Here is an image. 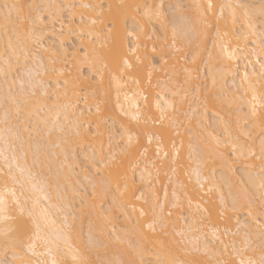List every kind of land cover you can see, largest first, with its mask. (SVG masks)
Segmentation results:
<instances>
[{"label":"bare ground","instance_id":"6f19581e","mask_svg":"<svg viewBox=\"0 0 264 264\" xmlns=\"http://www.w3.org/2000/svg\"><path fill=\"white\" fill-rule=\"evenodd\" d=\"M6 3L20 6V19L17 22L16 14L13 13L9 27L5 28L3 13L7 9H0V69L8 73L5 76L0 72V135H4L8 141L6 143L5 139H0V149H3L10 158L15 154L16 161L10 162L13 163L12 173L19 183H14L7 175L8 165L0 158V189L5 186V183L9 188L16 189L17 198L25 211L22 220L18 208L11 214L16 217V221L25 223L28 231L26 234L14 231L6 237L3 234L4 230L9 225L18 228V224L16 221H10L9 225L0 223V261L4 264H35L37 260L47 259L51 264V257L47 256L46 246L42 243L37 242L35 249L37 255H33L27 249V244L30 242L29 237L35 233V223H40L43 229L42 235L46 237L50 235L53 240L60 237L56 241L59 251L56 250V244L50 245L53 248V256L63 264H76L72 256L78 255L83 259L86 253H82L81 245L85 247L89 245L87 244L88 237L82 240L84 242L80 241L78 226H73L71 230L67 229L65 216H67V222L72 223L79 209L77 206H81L86 201L88 212L84 211L87 214H92L94 218L98 216L100 218L103 214L102 219H108L110 222L108 220L107 222L111 223L110 231L113 232H107L108 223L105 221L106 225H101L102 230L100 227V229L97 228V232L102 231L107 237L111 233L109 239L105 235L106 238L100 235V238L102 236V239H105L102 240L103 243L106 239L112 242L115 239L121 242V245L122 241L127 243V240H130L127 230L130 228L127 230L125 228L134 224L132 229H134L135 239L133 241L135 242L131 241V244L136 246L138 252L143 253L136 255L135 259L144 255L150 258L152 264H172V261H176L177 264L180 262L223 264L224 261L231 260H236L238 264L240 257L233 253V242L241 247L240 241L245 231L252 233L259 231L253 218H260L259 205L255 204L257 200L254 194L261 195L262 191L259 187L261 162L255 163L257 166L253 163L258 161H254V157H259L260 140L264 138L262 136L264 107L261 106L264 101L260 100L261 94H264V75H262L264 69H261V64L264 63V51H262L264 44L261 43L264 40V15H261L264 0H260L256 6H252L253 1L249 0H0V5ZM165 3L170 4L167 9L173 11L170 14L172 18L175 14H180L185 18V23L175 38L173 25L168 22L172 20L171 16L169 20L166 17ZM209 4H211L210 8ZM154 6H159V11L163 14L162 21L145 16L143 19L148 22L144 25V31L140 34L139 40L135 35H127L133 32V18L141 19V14ZM64 11L67 16L66 21L62 19ZM92 21L96 23L93 24ZM156 25L158 28H155ZM108 28H112L113 32L105 40ZM125 36H127L126 39ZM37 39L39 43L36 42ZM114 39L119 45V57L128 60L132 65L131 69L126 68L122 59L117 57L113 45ZM174 39L175 45L173 46ZM68 44H71L70 49H68ZM177 49L190 50L191 54L181 62L176 52ZM203 51H205V60H207V89L209 87V91L204 92L202 97L203 92L197 85V79L201 77L197 65L199 55ZM9 58L20 64L21 74L18 76L14 77L10 73ZM65 60L67 64L64 63ZM83 68L86 69L85 73ZM29 72L32 73V83L36 85L34 88L29 83L27 75ZM40 81L43 82L42 86L38 83ZM22 82L24 95L35 92L34 98L29 97L34 99L35 103L23 105L25 111L22 110V112L26 115L22 114L20 117V114L17 120V117L15 119L13 116L16 115L13 113L17 111V105L7 99V94L9 85H12L11 94L21 96ZM80 92L83 94L81 96L83 99L89 96L88 99L93 102L87 104L78 101ZM253 95L257 96L256 101H253ZM210 96L217 98L218 102L214 103L213 99L209 98ZM224 97L229 98V101ZM221 98L226 100L223 102H227V105L234 102L232 103L234 110H230L238 112V114L234 113L240 117L234 118L237 124L243 119L249 120L247 126L243 125L244 122L238 125L237 132L249 138L256 133L253 142L249 141L253 138L248 140L251 143L246 140L247 143L239 142L238 139L241 138L236 136L238 134L236 131L234 135L237 138L233 135L231 120H226L223 117L224 114L222 116L217 112L216 105H221ZM253 103L256 104L255 116L252 115ZM198 106L201 107L198 108ZM161 109H163L164 119H161ZM206 109H210L220 133L215 132V134L214 131H210L202 122L205 119ZM6 110L9 113L7 124L5 123ZM178 111L187 114L184 120L197 115L193 122H189V129L186 130L183 125L179 127L180 123L176 116ZM148 114H153L156 118L151 119ZM141 115H147L148 117H145L148 118L147 121L143 118L144 122H142ZM28 116L33 122L30 126L27 122V120L30 121ZM106 116H109L111 124V128L109 126L108 129L103 126ZM133 117L138 118L133 119ZM112 124L118 127V136L122 137L121 146H110L111 140L118 137L115 133L110 134L115 127ZM176 125L179 128L175 127ZM234 125L236 126L235 123ZM195 127L207 135L210 143H214L215 146L218 144L221 149L216 151L214 145L211 144L213 145L211 150L206 151L203 149L202 141L195 137L193 145H190L186 151L188 152L187 158L191 161L187 160L188 163L190 162L187 163L188 166L184 164L187 166L186 175H183L184 172L179 175L173 173L172 169L173 171L176 169L174 168L176 162L179 163L186 153H184L185 148L181 141H174L175 137L173 139L172 135L180 131L186 140V131L194 132ZM7 129H11V133H8ZM29 131H33L39 137H35L36 140L33 137L34 141H31ZM130 135L133 138L131 144L128 142ZM139 136L145 139L146 144L153 143L155 156L141 159V149L145 150L146 145H142L144 147H141L140 151L137 150L140 144L137 143L140 141ZM70 137L76 144L77 142L81 143L80 145L85 143L84 148L82 146L83 149L80 147L81 151H78L82 153L80 154L83 155L82 157L87 156L84 158L90 160V162L87 161L89 162L87 166H81L78 163L77 154L75 155L73 150L76 145L74 146ZM37 143L50 154L47 162L49 160L50 164L53 162L51 172L45 171L48 169L46 161L47 164L42 162L38 169L44 168L42 171L49 176L54 175L57 182L52 181L55 179L51 180L53 176L46 178L47 174L45 175L41 170L40 174V171L36 169L37 166L33 165L32 152L35 151ZM224 143H227L226 147ZM234 143L238 149L240 145H243V155L240 150H233ZM169 145L171 149L170 153H167L166 148ZM229 148L230 151L232 150L230 155L237 157L231 155L232 158L242 159L240 161L246 164L245 167L243 164L244 175L242 176L248 182L252 192L249 189L243 191L245 187L240 189L239 186V189L235 190L230 185L232 184L230 182H233L231 177L235 178L237 173L233 175L235 173V167L231 162L233 159H230L226 150ZM249 148L255 156L248 154ZM137 151L139 157H137ZM166 154H169L168 161L170 160L173 164L170 165L171 173H168L173 179L170 180V186L163 183L159 190L156 182L159 177V183L163 176L160 174L155 177L156 179L153 178L157 172L158 175L160 173L159 167L153 162L158 158H165ZM55 156H58V159ZM93 158H103L104 163L95 165L92 162ZM164 158L162 160L167 159ZM176 159L179 160L176 161ZM182 160L180 163L186 162V159ZM207 160L217 163L221 171H229L220 172V175L207 171ZM17 163L20 167L27 164L37 180H47L46 194L49 200L37 201L39 194L31 190L27 173L21 175L15 166ZM250 164L255 167L253 165L251 167ZM133 167H136L134 172ZM97 169L98 173L102 172L101 178L100 175L95 174L99 178L96 179L97 177L93 175L96 180H91V173H97L95 172ZM229 172L232 175L231 181ZM77 173L81 174L80 176L87 182L91 180L88 185L92 188V201L85 198L84 193L81 194L79 188L75 187L73 182L84 187V182L78 179ZM61 179L64 180V186ZM223 185L226 186L228 194H225ZM109 188H113L112 195L109 194L112 193L111 190L108 191ZM202 192L205 194L210 192L209 196L215 193L214 196L216 201H219V205L216 201L214 202L213 196L210 199L208 196L204 198L200 194ZM107 194L111 195L110 198L106 197ZM105 197L108 198V203L109 199L111 200L109 204L104 203L108 205L112 203L111 206H107L112 208L114 205V208L121 213L122 219H125L126 225H123L125 228L123 227L121 235H118L119 239H116L117 231H114L116 224L112 225L114 223L112 216L116 214H113L116 210L108 207H106L107 210L101 208L106 210L103 213L101 206H98L103 198L106 200ZM74 198L78 200L76 205ZM258 198L262 204L261 197ZM181 201L184 202L185 207L188 206V209L180 204ZM166 202L174 209L173 214L165 208ZM179 205L184 208L183 211L187 209L183 217L176 209ZM229 209L239 210V213L243 212L247 217L240 218L239 215L238 218V215L231 213ZM141 210H143V215H141ZM249 211L252 212V217L248 216ZM29 212L32 213L31 218L28 215ZM219 212H227L222 221L219 220ZM149 213L151 215H148ZM181 213L183 215V212ZM200 215L205 216L207 220ZM232 216L236 218L235 223L231 221ZM161 218L163 223L160 222ZM154 221V230H152L148 225L153 224ZM232 222L233 226H231ZM245 224L249 226L247 229L244 228ZM227 231L231 234H227ZM252 239L253 247H255V235ZM96 241L97 239L89 246L97 247L99 243ZM225 246H227L226 251ZM84 248L85 252L90 249V247L89 249ZM40 253L44 255H39ZM243 255L247 258L252 255V252L248 251ZM111 258V262L107 261L111 264L115 262L120 264V261L116 259L112 262L113 258ZM139 260V264H143Z\"/></svg>","mask_w":264,"mask_h":264},{"label":"rangeland","instance_id":"374dc122","mask_svg":"<svg viewBox=\"0 0 264 264\" xmlns=\"http://www.w3.org/2000/svg\"><path fill=\"white\" fill-rule=\"evenodd\" d=\"M243 1H246V0H243ZM248 1V0H247ZM249 1H253V5L252 6H256V3H258V2H260V0H249ZM183 3V2H182ZM255 3V4H254ZM164 7H165V9H167V8H169L170 7V4L169 3H165V5H164ZM3 10V9H2ZM170 10H168L167 9V11L165 12L166 13V17H167V20H169V18H170V16H171V18L170 19H172V15H170V14H172L173 13V11H170ZM62 19L64 20V21H66V19H67V16H66V12L64 11V13H63V16H62ZM169 22V21H168ZM14 27V26H13ZM12 27V28H13ZM155 28H158V26L156 25L155 26ZM11 28H9V30H10ZM14 29V28H13ZM158 30V29H157ZM3 32H4V30H2ZM12 33V32H11ZM13 34V33H12ZM70 47H71V44H68V49H70ZM5 50H7V48H5ZM176 52H177V55H179L180 56V61L181 62H183L184 61V59H186L187 58V56H189L190 54H191V52H190V50H184V51H182V49H177L176 50ZM204 52L205 51H203L202 52V54H200L199 55V62H198V65H197V68H198V72H199V75L201 76V77H199L198 79H197V85H199L198 87L199 88H201V91L203 92L202 93V97H203V94H205L204 92H206L207 93V91H209L208 89H209V87H208V89H207V86H208V82H207V79H208V77H207V73H206V69H207V60H205V55H204ZM13 59V58H12ZM9 60H10V58H9ZM14 60V59H13ZM9 61V62H11L10 63V73L12 74V76H18L19 74H21L20 72V70H21V67H20V64H18V63H16V61ZM64 63L65 64H67V61L65 60L64 61ZM20 69V70H19ZM84 70H83V72L85 73V68H83ZM66 71H68L67 69H65ZM202 74H203V77H202ZM1 76V75H0ZM167 77V76H166ZM2 78V77H1ZM14 80H15V78H14ZM199 82V83H198ZM14 88V87H13ZM205 89V90H204ZM83 94H82V92H80V95H79V98H78V101H82L83 103H87V104H91L93 101H90L89 99H88V97L89 96H87L86 98H82L81 96H82ZM213 96V95H212ZM212 96H210L209 98L210 99H213V101H214V103H216V102H218V101H216L217 100V98H212ZM201 97V98H202ZM215 97V96H214ZM217 97V96H216ZM225 98V97H224ZM220 99V101H221V105L219 106V105H216V108H217V112L218 113H220L222 116H223V114L226 116V117H228V118H226L225 116H223L226 120L227 119H229V121H230V124L232 125L233 124V127L231 128L232 130H231V132H233V135L238 131L237 129H238V125H242L243 124V122H244V124L243 125H245V126H247L248 125V119H243L241 122H238V124L235 122V119L237 118H240L239 117V115H234V113H236L237 111H233L234 110V105H232V103H234V102H232V103H229L228 105L226 104L227 102H223L225 99H228L227 101H229V98H225V99ZM193 101V100H192ZM226 101V100H225ZM234 101V100H233ZM235 101H237V100H235ZM81 103V102H80ZM99 103H100V101H99ZM189 103H191V101L189 102ZM235 104H236V102H235ZM233 107V108H231V106ZM236 106V105H235ZM238 106V105H237ZM201 106H198V108H200ZM24 108H25V106H24ZM23 108V105H22V107H20V114H21V116H20V114L19 115H17V111H15L13 114H16V115H13L14 117H15V119H16V117H17V120H18V118H20V117H22V114L23 113H25V112H22V110L23 111H25V109ZM229 108V109H228ZM236 108V107H235ZM238 108V107H237ZM230 109H233V110H230ZM228 110H229V112H228ZM143 112H145V111H143ZM226 112H228V114L226 113ZM146 113V112H145ZM144 113V114H145ZM230 113V114H229ZM143 114V113H142ZM236 114H238V112L236 113ZM24 115V114H23ZM26 115V114H25ZM24 115V116H25ZM149 116H150V118L151 119H155L156 118V116L155 115H153V114H148ZM230 115V116H229ZM232 115L234 116V117H232ZM20 116V117H19ZM142 116V118L141 119H145L146 121H147V119L148 118H145V117H148L147 115H141ZM176 116H177V118H178V122L180 123L179 124V127H182V125H183V128H186V130L187 129H189V126H188V124H189V122H193L194 120H195V118H197V115L195 116V115H192V117L191 118H189L188 120H184L185 119V117L187 116V114L186 113H184L183 111H178V113L176 114ZM108 117L109 116H106V118H104L105 119V122H103V126H105L107 129L109 128V126H110V128H111V124H110V120L108 119ZM199 117V116H198ZM27 118H31L30 116H28ZM235 118V119H234ZM14 118H13V120H15ZM32 119V118H31ZM30 119V121H28L27 120V122H28V125L30 126L31 125V123H33V122H31L32 120ZM104 119H103V121H104ZM144 119H143V121L142 122H144ZM242 119V118H241ZM106 120H108V121H106ZM204 120V121H203ZM202 120V122L203 123H205L204 125H207V127H208V129L211 131L212 130V132L214 131V133L216 132L217 134L218 133H220V131L219 130H217L218 128L216 127V120H215V122H214V120H213V115H212V113L210 112V109H206V111H205V119H203ZM233 120V121H232ZM246 120V121H245ZM145 121V122H146ZM107 122V123H106ZM30 123V124H29ZM106 125H105V124ZM149 122H147V124H148ZM234 123L236 124V126L234 125ZM115 124V123H114ZM114 124H112V126L114 125ZM141 124H144V123H141ZM146 124V123H145ZM214 124V125H213ZM116 125V124H115ZM114 125V126H115ZM178 125V124H177ZM177 125L175 126V127H177ZM235 126V127H234ZM179 127H177V128H179ZM236 130H235V129ZM195 129H196V131H192V132H188V131H186V140H184V138H183V136H182V134L180 133V131H179V133L178 132H176V133H174L173 135H172V137H173V139H174V137H175V139H174V141H178V140H180L181 141V144L184 146V148H185V152L184 153H186V151H188V149H189V146L190 145H193V141H194V139H195V137H198L201 141H202V146H203V149H205L206 151H209V149L211 148V147H213V145H214V149L217 151L218 149H221V146H219L218 144H216V146H215V144L214 143H210V141H209V139H208V137H207V135L205 134V133H203V132H201V130H199V129H197L196 127H195ZM207 129V128H206ZM246 129V128H245ZM244 129V130H245ZM110 130V129H109ZM113 132L111 131L110 132V134L112 135V133H115L117 136L119 135V130H118V127L117 126H115V127H113ZM221 130V129H220ZM246 130H249V128L248 129H246ZM41 131V130H40ZM236 131V132H235ZM182 132V131H181ZM202 133V134H201ZM215 133V134H216ZM238 133V132H237ZM238 134H240V133H238ZM236 135L238 138H239V136H240V138L241 139H238V141L240 142V141H244V142H248V143H251V142H249V141H252L253 142V140H254V138H255V136L257 135L256 133H255V135L252 137V135H251V138H253V139H251V138H249V136L247 137H245V135L244 136H242V134H240V135ZM29 135L31 136H28V137H30L29 139H32L33 137H34V139H35V137H39V136H36L34 133H33V131L32 132H30L29 131ZM202 135V136H201ZM222 135H220V137H221ZM235 136V135H234ZM235 136V137H236ZM140 137V136H139ZM178 137V138H177ZM236 137V138H237ZM243 137V138H242ZM71 138V137H70ZM37 139V138H36ZM35 139V140H36ZM72 140H73V138H71ZM172 139V140H173ZM249 139H251V140H249ZM72 140H70V142L72 141ZM121 140H122V137L121 136H118V137H115V140L113 139V141L111 140V144H110V146H121L122 145V142H121ZM235 140H237V139H235ZM246 140V141H245ZM249 140V141H248ZM31 141H34L33 139L31 140ZM76 141V140H75ZM138 141V140H137ZM136 141V142H137ZM73 143H74V140L72 141ZM135 142V143H136ZM186 142V143H185ZM246 142V143H247ZM138 144H139V147H137V148H139V149H137L138 151H140V149H141V147H144V146H142V145H146L145 146V155L141 158V159H147V158H150V157H152V155H154L155 154V152H153L154 151V145H153V143L152 144H149L148 145V143L146 144V141H145V139L142 137H140V141H138L137 142ZM81 143H79V142H77V144L76 143H74V153H75V155L77 154V159L79 160H77L78 161V163L81 165V166H87V163H89L90 162V160L88 159V158H84V157H87V156H84V157H82L80 154H82L81 152L79 153V151H81V149H80V147L82 148V146H83V148H84V144L82 143V145H80ZM134 144V143H133ZM211 144H213V145H211ZM227 144V143H226ZM225 143L223 144V145H225L224 147H226L227 145H226ZM136 145V144H135ZM211 145V146H210ZM217 145H218V148H217ZM221 145V144H220ZM138 146V145H137ZM220 147V148H219ZM223 147V146H222ZM223 147V148H224ZM82 148V149H83ZM110 148V147H109ZM222 148V149H223ZM171 149V145H169L167 148H166V150H167V153H170V150ZM213 149V148H212ZM213 149V150H214ZM79 150V151H78ZM211 150V149H210ZM227 151V154H229L230 155V152L232 151H230V148L229 149H226ZM137 151V152H138ZM180 151H181V148H180ZM220 151V150H219ZM33 153V152H32ZM188 153V152H187ZM183 154L184 155V157L182 156V158H184V159H186L185 161L186 162H182V163H180L181 162V160H182V158H181V160H179V159H176V161H180L179 163L178 162H176L177 164H175V162L173 161V163L176 165V166H174V168H176V169H174V171H173V169H172V162L169 160L168 161V159L170 158H167L168 157V155L169 154H166V157L165 158H167V159H165L164 157V159L165 160H162L161 158H158V159H156V160H154V162H153V164H157V167H159L158 169H159V171H160V173H159V175H158V170H156V175L153 177L154 179H156L155 177H158V176H160V174H161V176H163V177H161L162 179H160V181H159V183H158V180H159V177H158V180H157V182H156V186H158L159 187V190H160V188L162 187V184L163 183H166L167 184V186L169 185H171V179H173V177L171 176V175H169L168 173H171V169H172V172L173 173H176V174H178L179 175V173H183V175L185 174L186 175V173L187 172H185V169H187V160H189L187 157V155L188 154ZM138 155H137V157H139V152L137 153ZM33 155V154H32ZM141 155V154H140ZM232 155V154H231ZM229 156L230 157V159L232 158V156H234V157H236L235 155H232V156ZM79 156V157H78ZM123 156V155H122ZM155 156V155H154ZM153 156V157H154ZM181 156V155H180ZM56 157V159H58L57 157L58 156H55ZM179 157V156H178ZM232 158L233 160L231 161L232 163H233V165H234V170H235V173L233 174V175H235L236 173H237V175L235 176V178H236V180H237V182H236V180H235V183H233L234 182V176L233 177H231L232 175L230 174V172H229V174H230V176H229V178L231 177L232 178V180H233V182H230V183H232V184H230V185H232L233 186V188L235 189V190H238L239 189V187H240V189H243L244 187V189H243V191H245V189H249L250 190V192H252L251 191V188H250V186L248 185V182L243 178L244 176H242V175H244L243 174V164H244V162H242V161H240V160H242V159H238L240 162H238V160L236 159V158ZM87 159V160H86ZM160 159V160H159ZM184 159L182 160V161H184ZM70 160H71V158H70ZM158 160L160 161V162H158ZM161 160H162V162H161ZM213 161H214V159H212ZM212 160H207V171H213L214 173H216V175H220V172H223V171H225V172H227V171H229V170H223V171H221L222 169H221V167L217 164V163H213V161ZM235 160H236V162H235ZM257 161V162H254L253 164L255 165V166H257V164L259 163V162H261V161H259L260 159H258V158H255L254 157V161ZM87 161H89V162H87ZM118 161V160H117ZM163 161H164V164L162 165V163H163ZM166 161V162H165ZM190 161V160H189ZM47 162V161H46ZM49 162H50V160H49ZM49 162H47L49 165H50V167H49V165L47 164V163H45V162H43L44 164H47L46 166H47V170H45V171H47V173H48V170L50 171V169H51V165H53V162H52V164H50ZM171 162V163H170ZM191 162V161H190ZM189 162V163H190ZM214 162H216V161H214ZM170 163V164H169ZM188 163V164H189ZM235 163V164H234ZM255 163H257V164H255ZM152 164V165H153ZM161 164V165H160ZM168 164V165H167ZM172 164V165H171ZM184 164H186V165H184ZM211 164H215L214 166L213 165H211ZM253 164H250L251 165V167H253L254 165ZM40 165H42L41 163L40 164H38V165H36L35 167H36V169H38V167L40 166ZM151 165V166H152ZM167 165V166H166ZM171 165V166H170ZM232 165V166H233ZM253 165V166H252ZM111 166V165H110ZM113 166V165H112ZM153 166H155L156 167V165H153ZM241 166V167H240ZM246 166V164H244V167ZM254 166V167H255ZM45 167V166H44ZM169 167H171L170 169H169ZM250 167V166H249ZM52 168H53V166H52ZM134 168H136V167H133V172H134ZM208 168H212L213 170H208ZM44 168H39L38 170L40 171H42ZM163 169H165V170H163ZM169 169V170H168ZM41 171L39 172L40 174H41ZM45 171H42V172H44V174L46 175L47 173L45 172ZM98 171V169L95 171V172H97ZM51 172V171H50ZM80 173V172H79ZM79 173H77L78 174V179L80 178V181L81 182H84L83 184V186L86 188V189H84V187H81V186H79L76 182H73L74 183V185H75V187L77 186V188H79V192H81V194H83L84 195V197L86 198L87 197V199H89V200H91L92 201V198H93V194H92V188H90L91 186L90 185H88L89 184V181H91V180H94L97 176L95 175V174H97V175H100L99 177L101 178V174H102V172H100V173H94V172H92L90 175H91V177L93 178H91V180H88V182L82 177V176H80L79 175ZM94 173V174H93ZM51 174V173H50ZM168 174V175H167ZM175 174V175H176ZM93 175L94 176H96L95 178L93 177ZM167 175V176H166ZM182 175V174H181ZM52 176H54V175H52ZM52 176H49V174H47V176H46V178L47 177H52ZM102 176H104V175H102ZM170 176L172 177V178H170ZM177 176V175H176ZM99 177H97L96 179H98ZM167 179H166V178ZM175 177V176H174ZM60 178H62V177H60ZM103 178V177H102ZM231 178H230V181H231ZM234 178V179H233ZM53 178H51V180H52ZM65 179V178H64ZM68 179H69V177H68ZM95 179V180H96ZM166 179V180H165ZM238 179L240 180V181H238ZM244 179V180H243ZM163 180V181H162ZM169 180V181H168ZM171 180V181H170ZM242 180V181H241ZM52 181H56V178H55V180H52ZM63 181V182H62ZM73 181V180H72ZM74 181H75V179H74ZM79 181V180H78ZM166 181V182H165ZM57 182V181H56ZM61 182H62V184H63V186H64V180H62L61 179ZM80 182V183H81ZM159 184H160V186H159ZM235 184V185H234ZM79 186V187H78ZM90 186V187H89ZM239 186V187H238ZM139 187V186H138ZM223 188H224V191H225V194H228V190H227V188H226V186L225 185H223ZM113 188H109V190L108 191H110L111 190V192L112 193H109V194H113V190H112ZM108 191H107V193H108ZM240 191H242V190H240ZM213 192V191H212ZM210 193V192H209ZM209 193H206L205 194V192H202V193H200L203 197L204 196H208L209 197V199H210V197H212V199L214 200V202L216 201V198H215V193H212L213 195L211 196H209ZM86 194H87V196H86ZM109 194H107V196L106 197H109V196H111V195H109ZM211 194V193H210ZM253 194V193H252ZM105 197V198H106ZM146 197V196H145ZM258 197H261V195L259 194H254V198L257 200V202L255 203V204H257V206L259 207V212H260V207H261V202H259V198ZM82 198V197H81ZM85 198H83V199H85ZM110 198V197H109ZM148 199H149V196L147 197ZM205 198V197H204ZM208 199V198H207ZM104 198L101 200L102 201V203H99L98 204V206L100 207V209L101 208H104V209H106V207H108V206H111L112 205V203L110 204V205H108L109 203H110V200L111 199H109V203L107 202L108 201V198H106V200H104ZM203 200H205V199H203ZM74 202H75V205L77 204V199H75L74 198V200H73ZM207 201V200H206ZM73 202V203H74ZM81 202V201H80ZM80 202H78V203H80ZM86 202V201H85ZM83 203L81 206H77V207H79V209L78 208H76V210H77V214H76V216H74L75 217V219L73 220V226H78L77 228H78V230H79V237L81 238V240L80 241H82L84 238H86V236L88 237V234H85L86 232H89L88 231V229L91 227L92 229H93V234H94V237H97L96 239H97V241L96 242H98L99 244H98V246L96 247H92V246H89V245H87L86 247H85V245L83 246V245H81L82 246V253L84 252V253H86L85 254V256L83 257V259H85L86 261H87V264H99V263H101V264H111L110 262H111V260H110V258L112 259V262H113V260H118V261H124V260H126V257L128 256V253H127V251L129 252V246H128V244H130L131 243V241H133L134 239H135V236H134V229H132L133 228V225H131V227H126L125 228V226H123V225H126V223H125V219L123 220L122 219V217H121V213L119 212V211H117L116 209L117 208H114L115 206L113 205V207L112 208H114V210H116L113 214H115V215H113L112 217H113V219H112V221H114V223H112V225H114V224H116V229L114 230L115 232L117 231V236L119 235H121V231L125 228V230H127L128 228H130V229H128L127 230V232L129 233H127L128 235V239H130V240H127V243L125 242V244L123 245V241H122V245H121V242H119V241H115V239H113V242L111 241V240H109V241H107V239H106V242H108V243H106V242H104L103 243V241L102 240H105V239H102V236H103V238H106L107 237V235L106 234H104L102 231H100V233L99 232H97L98 230H97V228H99L100 230H102V226L104 225H106V223L105 222H107V220L108 219H102L103 218V216L101 215L100 216V218H98V217H96V218H94V217H92L91 215L92 214H87L86 212H88V203L86 204V203ZM88 202V201H87ZM104 202H106V203H108V204H106V203H104ZM205 202V201H204ZM218 202L219 201H216V203L218 204ZM258 202H259V204H258ZM167 203V202H166ZM166 203H165V208H167L169 211H171V213L173 214V208H171V207H169V205H168V203H167V205H166ZM181 205H183L184 206V202L182 203V201H181V203H180ZM186 204V203H185ZM108 205V206H107ZM181 205H179V207L177 206L176 207V209H178L179 210V212H180V214H181V216L183 217L184 215H185V213H184V211H186L188 208V206L187 207H185L184 206V208H187V209H185L184 211H183V207L181 206ZM219 205V204H218ZM220 207V206H219ZM82 208V209H81ZM86 208V209H85ZM109 208V207H108ZM112 208H109V209H112ZM136 209V208H135ZM163 209H164V207H163ZM82 210L84 211V212H82ZM102 210V209H101ZM107 210V209H106ZM106 210H102V212L103 211H106ZM219 210H220V208H219ZM230 210V212L231 213H236V215H238L237 217L239 218V215H240V218H243V217H247L246 216V214H244L243 212H240L239 213V210H234V209H229ZM113 211V210H112ZM81 212V213H80ZM108 212V211H107ZM107 212L105 213L106 215H107ZM181 212H183V215H182V213ZM197 212V211H196ZM199 212V211H198ZM197 212V213H198ZM104 213V212H103ZM243 213V214H242ZM109 214V213H108ZM219 217H220V221H222V219L224 220V218L226 217V215H227V212L226 213H221V212H219ZM242 214V215H241ZM148 215H151L150 213L148 214ZM94 216V215H93ZM178 216H180V215H178ZM200 216H203V215H200ZM225 216V217H224ZM106 217V216H105ZM121 217V218H120ZM224 217V218H223ZM98 218V219H97ZM115 218V219H114ZM117 218V219H116ZM140 218V217H139ZM141 218H143V217H141ZM202 217H200V219H201ZM179 219H180V217H179ZM203 219H205V220H207L206 219V217L205 216H203ZM202 219V220H203ZM236 218H234L233 216L231 217V221L233 220V222L235 223V220ZM103 220V221H102ZM204 220V221H205ZM105 221V222H104ZM204 221H203V223H204ZM108 222H110L109 220H108ZM107 222V223H108ZM122 222V224H120ZM207 222V221H206ZM232 222V225L231 226H233V223ZM128 223V222H127ZM111 224V223H110ZM110 224L108 223L107 225H106V229L108 230L107 232L109 233V231H110ZM102 225V226H101ZM204 225L206 226V224L204 223ZM230 226V227H231ZM108 227V228H107ZM124 227V228H123ZM163 228V227H162ZM161 228V229H162ZM85 229H86V231H85ZM160 229V230H161ZM81 230V231H80ZM158 231H160L159 229H157ZM82 231H83V233H82ZM85 231V232H84ZM103 234H102V233ZM110 232H113L112 230L110 231ZM119 233V234H118ZM227 234H231L229 231H227ZM82 235V236H81ZM100 235H102L101 236V238H100ZM106 237H105V236ZM110 235H111V233H110ZM110 235L107 237L108 239H109V237H110ZM99 236V237H98ZM118 236V237H119ZM130 236V237H129ZM134 236V237H133ZM83 237V238H82ZM113 237V236H112ZM176 237H178L177 235H176ZM99 238V239H98ZM112 239V238H111ZM117 239V238H116ZM102 241V242H101ZM128 241H130V242H128ZM76 242V241H75ZM82 242H84V241H82ZM102 244H101V243ZM133 242H135V241H133ZM77 244V243H76ZM84 244V243H83ZM101 244V245H100ZM78 245H79V242H78ZM125 245H126V247H125ZM87 248V249H89L88 247H90V249L89 250H86V252L85 251H83V248ZM84 248V249H85ZM113 253V254H112ZM84 255V254H83ZM112 255V256H111ZM115 256V257H114ZM109 258V259H108ZM143 258V259H142ZM128 259V258H127ZM140 259V260H139ZM139 259H136L137 261L139 260V261H141L143 264H152V261L150 260V258H146L144 255L141 257V258H139ZM142 259V260H141ZM110 260V262H108V261ZM116 263V262H115ZM114 263V264H115ZM117 264V263H116ZM215 264V263H214Z\"/></svg>","mask_w":264,"mask_h":264},{"label":"snow or ice","instance_id":"6c2138e0","mask_svg":"<svg viewBox=\"0 0 264 264\" xmlns=\"http://www.w3.org/2000/svg\"><path fill=\"white\" fill-rule=\"evenodd\" d=\"M139 7V6H137ZM208 7H211V4L208 5ZM177 8H179V6H177ZM0 9H7L6 12L3 13V18H4V27L8 28L9 27V23L12 21V17H13V13L16 14V21L18 22L20 19V6L17 4H3L0 5ZM261 15H264V6L261 7ZM148 17L149 19L152 18H156L157 20L162 21L163 19V14L159 11V6H154V8H150L148 9L146 12H144L143 14H141V19H136L135 17L133 18V32L132 33H127V35H135L137 37V40H139V36L141 33H143L144 31V25L147 24V20H144L143 17ZM37 19H39V17H37ZM143 21V22H142ZM93 24L96 23V21H92ZM169 23H171L173 25V36L174 38L179 34L181 26L185 23V18L180 15V14H175L174 17L172 18V20L169 21ZM163 26V24H162ZM108 35L105 36V40L108 39V37L112 34L113 29L112 28H108L107 29ZM127 38V36H125V39ZM37 43H39V39L36 40ZM10 45H11V38L9 41ZM262 44H264V40L261 41ZM113 45H114V50L115 53L117 55L118 58L122 59V57H119V45L118 42L114 39L113 40ZM175 45V39L173 40V46ZM137 46H139L137 44ZM133 51H135V49H133ZM153 51H155V49H153ZM264 51V50H262ZM137 59L139 60V57H137ZM123 64L125 65L126 68L131 69L132 65L131 63H129L128 60L122 59ZM11 66L9 65V68ZM261 69H264V63L261 64ZM0 72H2L5 76H7V72L4 69H0ZM28 77H29V83L31 84V86L34 88L36 85L32 83V73L29 72L27 73ZM247 75V74H245ZM262 75H264V73H262ZM40 84V86L43 85V82L40 81L38 82ZM138 83V82H137ZM11 90H12V85H9V92L7 94V99L11 100L13 104L17 105V115L20 114V106L21 105H28V104H33L35 103L34 99H30L29 97H35V92H31L29 95H24L23 94V82L21 83V96L17 97V96H13L11 94ZM45 95H47V93H45ZM175 95V93H174ZM146 99V98H145ZM257 100V96L253 95V101ZM261 101H264V94H261L260 97ZM46 106V105H45ZM159 107V102L158 105ZM262 107H264V103H262L261 105ZM37 111H39V109H37ZM252 115L255 116L256 115V104L253 103L252 105ZM8 117H9V113L6 110L5 111V123L7 124L8 121ZM138 117H133V119H137ZM164 114H163V109H161V119H164ZM57 122H58V117H57ZM8 133H11V129H7ZM262 136H264V133H262ZM0 139H5V142L7 143V139L4 135H0ZM17 139H19V136L17 135ZM132 136L130 135L128 137V142L129 144H131L132 142ZM243 145H240V148H237V145L234 143L233 144V150H240L241 151V155H243ZM178 154V153H177ZM249 155L255 156V153L251 151V148H249ZM49 153L46 152L45 148L43 146H41L39 143H37L36 149L33 152V165H37L40 164L42 162L48 161L49 159ZM0 158H2L4 160V162L8 165V173L7 175L12 179V181L14 183H19V181L17 180L16 176L12 173V168H13V163L10 161H16V156L15 154H13L11 156V158L5 154L3 149H0ZM261 161V172L259 174L260 176V184L259 187L262 190L261 191V200H262V204H261V208H260V212H259V219L253 218L255 219V223L256 225H258L259 227V231L258 233H252L250 231H245L240 244L242 245L241 247H238L236 245L235 242H233L232 244V250L233 253L237 256L240 257V259L238 260V264H264V138H261L260 140V155L258 157ZM93 164L95 165H101L104 163L103 158L101 159H95L93 158ZM19 171L21 175H24L25 173H27V178H28V183L31 186V190L34 193H38L39 195L37 196V201L39 200H44L47 201L49 200V196L46 194V189L48 188V183L46 179H40L37 180L36 176L32 173L31 169L28 168L27 164H25L24 167H20V165L17 163L15 165ZM53 179H55V176H53ZM21 187H23V184H21ZM234 204H235V200H234ZM244 207H247V205H243ZM162 207V206H161ZM19 209V213H20V217L21 220L23 218V214L25 211V208L23 205H21V202L19 200V198H17L16 195V189L13 188H9L7 186V183H5V186L0 189V223H4L6 225H9L10 221H16V217H14L11 213L15 212L16 209ZM235 210V209H234ZM207 211V210H205ZM143 210H141V215H143ZM29 217H32V213L29 212L28 213ZM248 216L252 217V212L249 211L248 212ZM75 219V217H73V220ZM18 224V228H13L11 225H9L5 230H4V235L7 237L8 235H10L12 232L14 231H20L22 234H26V232L28 231L27 225L25 223H22L20 221H16ZM161 223H163V220L161 218ZM154 224H149L148 227L152 230H154ZM65 227L69 230L72 229L73 225L72 223H68L67 222V216H65ZM249 226L247 224L244 225V228H248ZM43 229L40 223H35V233L33 234V236L29 237V243L27 244V249L29 252H32L33 255H37L35 249L37 247V242L42 243L43 245L46 246V254L47 256L51 257V264H63L62 261L57 260L55 256H53V248L50 246L52 244H56V241L59 240V236L56 237V240H53L52 237L49 236H45L42 235ZM239 232V230H238ZM255 235L256 237V241H255V247H253V239L252 236ZM117 239H119V237H117ZM96 238L93 235V231L92 228H89V234H88V239H87V244L92 245L94 244ZM56 250L59 251V245L56 244ZM227 250V246H225V251ZM251 251L252 255L248 256L247 258L244 257V253ZM142 252H138L137 248L135 245L133 244H129V252H128V259L121 261L120 264H139V262L135 259L136 255H142ZM39 255H44V253H40ZM72 260L76 262V264H87V261L85 259L80 258L78 255H73L72 256ZM0 264H4L3 261H0ZM35 264H49V261L47 259L44 260H37L35 262ZM172 264H177L176 261H172ZM180 264H187V262H180ZM223 264H237L236 260H231V261H224Z\"/></svg>","mask_w":264,"mask_h":264},{"label":"built area","instance_id":"2783aa9c","mask_svg":"<svg viewBox=\"0 0 264 264\" xmlns=\"http://www.w3.org/2000/svg\"><path fill=\"white\" fill-rule=\"evenodd\" d=\"M140 153H141V157H143L145 155V150L142 148Z\"/></svg>","mask_w":264,"mask_h":264}]
</instances>
